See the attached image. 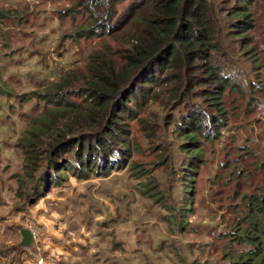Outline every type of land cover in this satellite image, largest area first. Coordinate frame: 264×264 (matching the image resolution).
I'll return each instance as SVG.
<instances>
[{
    "label": "rangeland",
    "instance_id": "obj_1",
    "mask_svg": "<svg viewBox=\"0 0 264 264\" xmlns=\"http://www.w3.org/2000/svg\"><path fill=\"white\" fill-rule=\"evenodd\" d=\"M74 2L0 0L5 13L0 18V216L11 225L3 227L2 241L21 247L19 227L38 232L29 251L22 247L24 264H37L39 253L42 264H205L224 253L223 244L236 255L237 246H243L224 237L245 224L238 199L264 186V129L257 127L264 118L252 115L248 99H224L225 110L238 107L228 115L219 140L200 139L194 145L200 147L201 161L190 178L184 170L192 158L182 149L187 141L178 136L173 120L166 124L176 112L160 103L161 96L138 110V117L156 122L154 142L160 148L151 150L137 122L126 120L130 146L135 140L142 152L131 149L126 165L107 176L89 173L78 179L70 171L59 172L36 200L33 182L24 178L21 138L43 105L29 97L57 83L65 71L82 73L89 54L102 44L101 39L70 37L84 17L62 18L58 11ZM252 10L257 35H262L264 9L255 5ZM164 148L167 166L158 164ZM133 163L143 169L134 171L138 177L130 172ZM224 258L221 264L236 260Z\"/></svg>",
    "mask_w": 264,
    "mask_h": 264
},
{
    "label": "trees",
    "instance_id": "obj_2",
    "mask_svg": "<svg viewBox=\"0 0 264 264\" xmlns=\"http://www.w3.org/2000/svg\"><path fill=\"white\" fill-rule=\"evenodd\" d=\"M255 5L264 9V0H75L59 10L62 18L84 17L70 35L74 41L96 38L102 44L89 54L82 73L65 71L57 83L29 97L43 105L21 138L24 178L33 182L36 200L59 172L70 171L78 179L89 173L107 176L126 165L131 149L142 152L135 140L130 146V121L137 122L151 150L160 148L154 142L156 122L138 117L149 100L164 96L160 103L176 112L165 122L173 120L178 136L187 141L181 147L192 158L184 170L188 178L201 161L200 147L194 145L200 139L219 140L228 115L238 107L225 110L224 99H248L252 115L264 118V34L257 35ZM261 122L258 129H264ZM157 158L167 166V148ZM134 171L143 173L136 163L130 172L138 177ZM260 185L238 199L245 224L224 237L243 248L236 245L231 256V246L223 244L224 253L205 264H221L224 257L236 259L224 264H264Z\"/></svg>",
    "mask_w": 264,
    "mask_h": 264
},
{
    "label": "crops",
    "instance_id": "obj_3",
    "mask_svg": "<svg viewBox=\"0 0 264 264\" xmlns=\"http://www.w3.org/2000/svg\"><path fill=\"white\" fill-rule=\"evenodd\" d=\"M2 220H4V221H3L2 224H0V264H24L22 256H21L24 252H18L17 251V247L15 246V243H13L11 245H8L9 243L2 241L3 239H1V237H3V230H4L3 227H5L7 225V227L10 228V226H11L10 222L6 221L2 216H0V221H2ZM19 231H20V229H19ZM19 243L20 242H18V244ZM3 245H7V247L6 248H2ZM8 246H12V247H8ZM19 248L22 249V247H19ZM3 250L5 252L6 251H9V252L8 253H4ZM16 253L18 254V258L16 256ZM7 255H9V256H7ZM2 257L4 259H2Z\"/></svg>",
    "mask_w": 264,
    "mask_h": 264
},
{
    "label": "water",
    "instance_id": "obj_4",
    "mask_svg": "<svg viewBox=\"0 0 264 264\" xmlns=\"http://www.w3.org/2000/svg\"><path fill=\"white\" fill-rule=\"evenodd\" d=\"M20 234H21V242L19 245L23 248H29L32 245V241H33V236L30 230L22 228L20 230Z\"/></svg>",
    "mask_w": 264,
    "mask_h": 264
},
{
    "label": "built area",
    "instance_id": "obj_5",
    "mask_svg": "<svg viewBox=\"0 0 264 264\" xmlns=\"http://www.w3.org/2000/svg\"><path fill=\"white\" fill-rule=\"evenodd\" d=\"M31 233H32V236H33V242H34V241L36 242V239H37V237H38V232H37L35 229L31 228ZM26 249H27V251H29L28 248H26ZM38 249H39V248H38ZM35 258L38 259V260H37V264H42V263H43V259H42L40 253H39L37 256H35Z\"/></svg>",
    "mask_w": 264,
    "mask_h": 264
},
{
    "label": "bare ground",
    "instance_id": "obj_6",
    "mask_svg": "<svg viewBox=\"0 0 264 264\" xmlns=\"http://www.w3.org/2000/svg\"><path fill=\"white\" fill-rule=\"evenodd\" d=\"M210 25H212V24H210Z\"/></svg>",
    "mask_w": 264,
    "mask_h": 264
}]
</instances>
